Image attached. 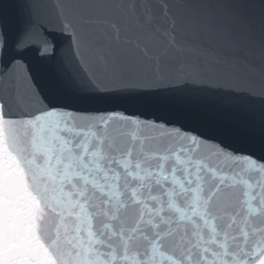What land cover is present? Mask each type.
Segmentation results:
<instances>
[{
    "label": "snow or ice",
    "instance_id": "snow-or-ice-1",
    "mask_svg": "<svg viewBox=\"0 0 264 264\" xmlns=\"http://www.w3.org/2000/svg\"><path fill=\"white\" fill-rule=\"evenodd\" d=\"M13 7L0 264H264V0H59L67 76L24 62L38 25L10 42ZM161 93L188 126L120 107Z\"/></svg>",
    "mask_w": 264,
    "mask_h": 264
},
{
    "label": "water",
    "instance_id": "water-1",
    "mask_svg": "<svg viewBox=\"0 0 264 264\" xmlns=\"http://www.w3.org/2000/svg\"><path fill=\"white\" fill-rule=\"evenodd\" d=\"M39 5L33 10L30 5L33 0H4L6 4H13L10 9V20L8 26L10 42H14L22 37L30 25H38L33 32V41H28L22 52V59L31 67L56 65L63 66L65 75H70L71 68L69 66L72 60V53L68 48V41L61 33L57 19L56 5L59 0H35ZM41 35L48 39L50 43H54L56 47L55 56L50 61L42 60L40 53V44L38 41ZM12 51H15L14 43ZM171 94L161 93L158 97H149L151 100H159V105L152 109H145L141 98L130 97L120 101V107L129 112L146 111L149 114L163 116L167 119H175L179 123L188 126V119L181 118L176 113L182 111V104L179 100H171L168 97Z\"/></svg>",
    "mask_w": 264,
    "mask_h": 264
}]
</instances>
